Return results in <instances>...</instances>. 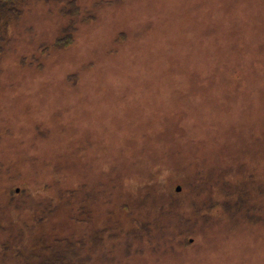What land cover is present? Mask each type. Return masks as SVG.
Instances as JSON below:
<instances>
[{"label": "rangeland", "instance_id": "1", "mask_svg": "<svg viewBox=\"0 0 264 264\" xmlns=\"http://www.w3.org/2000/svg\"><path fill=\"white\" fill-rule=\"evenodd\" d=\"M20 9L0 52V264H264V0Z\"/></svg>", "mask_w": 264, "mask_h": 264}, {"label": "trees", "instance_id": "2", "mask_svg": "<svg viewBox=\"0 0 264 264\" xmlns=\"http://www.w3.org/2000/svg\"><path fill=\"white\" fill-rule=\"evenodd\" d=\"M27 2L28 0H0V52L2 49L1 43L4 41V33L7 30L10 19L16 18L21 11L20 7L25 5ZM69 247L72 248V246ZM64 251H66V249L55 251L53 253L55 257L52 259V261L56 264H65L66 261H64V259L66 260V258L62 256H66ZM69 252H71L73 256L80 257L74 250H70Z\"/></svg>", "mask_w": 264, "mask_h": 264}, {"label": "water", "instance_id": "3", "mask_svg": "<svg viewBox=\"0 0 264 264\" xmlns=\"http://www.w3.org/2000/svg\"><path fill=\"white\" fill-rule=\"evenodd\" d=\"M176 189L179 190V187H177Z\"/></svg>", "mask_w": 264, "mask_h": 264}]
</instances>
